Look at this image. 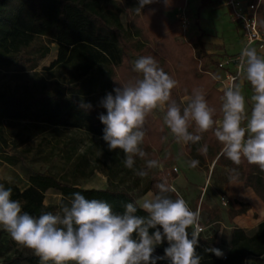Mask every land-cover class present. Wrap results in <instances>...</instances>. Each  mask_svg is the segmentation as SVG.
<instances>
[{
    "label": "trees",
    "instance_id": "16d2710c",
    "mask_svg": "<svg viewBox=\"0 0 264 264\" xmlns=\"http://www.w3.org/2000/svg\"><path fill=\"white\" fill-rule=\"evenodd\" d=\"M106 1L107 5L104 4ZM204 2L205 5L206 0ZM130 4L131 0H0V70L15 64L31 66L47 58L50 49L46 45L39 47L38 55L31 56L27 53L42 39L56 45L57 58L52 67L58 66L62 71L65 68L72 70L69 86L57 83L55 91L50 94L17 96L0 91V155L9 151L6 128V123L9 122L54 129H75L92 138L103 140L105 126L98 116L101 112L106 113V110L98 107L99 101L114 87L140 78L133 70L132 56H152L158 66L177 81L171 99L181 109L184 107L182 99L190 97L193 89L200 88L204 91L209 106L216 109L214 118L220 117L222 94L216 90L214 80L209 75L211 69L216 68L217 61L202 50L203 32L200 31L188 43H181L179 37L182 31L175 22L167 18L169 12L184 5V0H155L139 14L130 9ZM122 15L126 16V26L122 22ZM258 21L264 29V3L259 7ZM244 86L250 97V85L245 81ZM81 97L93 105V110L87 113L78 107ZM153 113L146 118L144 126L146 134L141 148L146 157H136L133 168L129 169L124 165V157L116 156L108 169V180L118 176L131 180L127 189H86L78 184L63 182L50 173L35 171H30L29 184L24 189L6 180H0V183L12 188L11 198L19 200L22 211L34 217L46 211L54 214L59 212L61 203H68L76 191L88 199L105 201L112 206L114 212L122 213L124 204L137 199L133 191L140 189L142 195L155 193L158 191L155 187L157 183L167 180L171 186V181L175 178L174 173L166 169L152 173L146 168V161L149 159L159 162L158 154L163 150L166 141L167 126L162 118L154 119ZM189 131L194 132V126ZM205 144L212 150V155L208 157L210 164L227 169L231 176H235L234 181L252 189L264 204V171L246 160H242L240 165L233 164L221 154L222 145L212 131L203 133L199 143L186 145L185 152L189 156L204 157L198 149ZM80 167H74V179L84 176ZM231 169L236 172L232 173ZM138 170L148 171V183L142 189V178L136 175ZM48 191L62 196L59 204H45ZM170 195L173 199L178 197L174 192ZM199 211L209 212V223H213L219 214L218 211L211 212L203 203L199 205ZM137 214L146 215L143 211H138ZM188 231L191 233L192 229L189 228ZM1 234L0 230V239ZM200 235L196 251L202 256L201 264H247L249 257H264V221L252 235L244 229L233 227L228 250L223 258L205 252L206 248L217 247L216 236ZM168 246L165 240L157 246L154 255L164 256V249ZM0 264L41 262L33 252L24 254L15 251ZM157 264L170 262L160 260Z\"/></svg>",
    "mask_w": 264,
    "mask_h": 264
},
{
    "label": "clouds",
    "instance_id": "9594fccd",
    "mask_svg": "<svg viewBox=\"0 0 264 264\" xmlns=\"http://www.w3.org/2000/svg\"><path fill=\"white\" fill-rule=\"evenodd\" d=\"M154 2L138 0L136 13ZM133 70L141 78L114 87L98 104L106 110L98 116L105 126L102 139L110 151H123L125 167L132 169L136 157H146L141 148L146 118L158 110L164 112V123L176 143L197 144L203 133L212 131L222 145L221 154L233 164L246 160L264 171V56L256 48L244 47L238 57L239 74L252 90L250 109L242 91L243 81L237 82V77H233L221 89L219 118H214L216 109L209 106L200 88L193 89L181 109L171 99L177 81L152 56L136 59ZM213 78L220 80L219 76ZM78 107L87 113L93 110L83 97ZM192 126L194 132L189 131ZM198 151L206 155L207 145ZM198 164V160L189 161L192 168ZM159 166L155 159L146 161L147 170ZM147 170H138L136 175L146 177ZM6 179L11 183V177ZM155 187L157 192L124 204L122 213L114 212L105 201L88 199L76 191L68 203H61L59 212L46 211L34 217L22 211L19 200L11 198L12 188L0 183V228L17 244L30 249L41 264H157L165 259L170 264H201L202 256L196 251L203 231L199 212L191 210L183 198L173 199L170 193L175 189L167 180ZM138 211L146 215H138ZM165 240L169 246L164 249V256H155L157 246ZM205 252L224 256L214 247Z\"/></svg>",
    "mask_w": 264,
    "mask_h": 264
},
{
    "label": "rangeland",
    "instance_id": "374dc122",
    "mask_svg": "<svg viewBox=\"0 0 264 264\" xmlns=\"http://www.w3.org/2000/svg\"><path fill=\"white\" fill-rule=\"evenodd\" d=\"M194 2L196 0H192L191 4ZM201 2L204 5V0ZM107 3V1L104 2L105 5ZM137 6L138 0H131L130 9L135 11ZM200 10H191L190 16L192 17L193 25L187 34V39L183 35L179 37L181 43H188L191 38L200 33L197 23L200 20L207 26V34L209 36L218 37L226 45L241 40L242 32L240 26L231 19L227 9L222 4L219 3L218 6H209ZM175 11L169 12L167 18L177 24ZM122 22L125 26L127 25L125 15H122ZM42 45H46L50 49V54L47 58L31 66L15 64L8 69L0 70V91H6L17 96H38L40 94L53 93L57 87V83L62 86H69L72 70L65 68L62 71L58 66L52 67V63L57 58L55 44H50L47 39H42L33 45L27 53H30L31 56L38 55L39 47ZM138 58V56H132V63ZM211 70L215 74L213 76H219L218 72L220 71L216 68H212ZM210 76L212 77V75ZM212 79L214 80L213 77ZM214 84L216 90L223 96V93L219 89V84L215 80ZM245 97L250 109V97L248 95H245ZM183 103L182 99V105ZM153 117L154 119L155 117L162 118L164 121V114L161 111L154 112ZM6 128L9 151L6 154L0 155V180L8 181L6 178L11 177L12 184L24 189L29 184L30 171H35L39 173H50L63 182L78 184L86 188L100 189L105 187H119L121 189H127L131 185V180L124 179L122 176L110 180L107 179L106 176L109 167L112 165L111 161L113 157L123 156L125 159V154L120 149L110 151L104 140L92 138L90 135L75 129H54L47 126H34L21 122L6 123ZM185 147L186 145L184 146L182 143H176L167 127L164 148L158 154L160 166L150 171L156 173L166 169L170 173H174L175 178L171 181V186L175 189L174 193L183 198L191 210L199 212V224L204 228L202 234L204 236H216L218 241L216 248L225 254L229 244L230 224L233 215L230 210L223 208L220 204V197L223 196L221 188H215L212 191L211 188L207 187L206 190L208 193L205 196L202 191V188H205V182L211 175V170V179L214 176V164H210L208 161V157L212 155V150L208 149L204 157L200 155L189 156L185 152ZM193 159L199 161L198 166L195 168L189 166V161ZM76 165L81 166L80 171L84 174V176L80 175L78 179L73 178V169ZM174 169H177V171ZM91 172L92 174H90ZM178 178L186 186L184 191L179 190L176 186V179ZM147 183L146 177H143L140 188L146 187ZM211 191L212 195H209ZM133 192L136 194L137 199L144 196L140 194V189ZM211 197L213 200V209L210 211H218L219 213L215 218V221L219 223L215 225H211L207 221L208 211H199V205L201 203L206 205ZM45 199L46 205H51L56 204L61 197L54 191H48ZM249 214L247 209L244 210V215L249 216ZM253 223L254 226L251 230L247 231L250 235L256 230V222ZM0 230L2 231L0 239V262L3 259L10 258L15 251H21L24 254L32 253L30 249L13 241L10 235L2 228ZM247 264H264V257H249Z\"/></svg>",
    "mask_w": 264,
    "mask_h": 264
},
{
    "label": "crops",
    "instance_id": "0c3cea01",
    "mask_svg": "<svg viewBox=\"0 0 264 264\" xmlns=\"http://www.w3.org/2000/svg\"><path fill=\"white\" fill-rule=\"evenodd\" d=\"M202 0H196L193 4H191V10L195 9H204L205 7H214L218 6V4H222V0H206V5H203ZM201 11V10H200ZM198 23V29L199 32H203V37H202V50L204 53L207 55L212 56L215 61H219L223 57L227 56H234L237 54H240L242 49L245 46L244 38L243 35L241 34V40L237 42H232L230 44H225L221 39L218 37H212L207 34V26L205 25L204 22L197 21ZM198 32V33H199ZM242 32V31H241ZM199 35V34H198ZM218 72V71H216ZM218 75L222 76V72H218ZM243 91V89H242ZM188 100V97L183 99V106H186V102ZM185 146V145H184ZM214 171H213V178L211 179L212 175V170H211V175L209 179L205 182V188H202V191L205 190L204 196L208 193L207 192V187L211 188L212 191L215 190V188H221V193L223 196L227 197V199L230 202V206L227 210H230V212L233 215L231 224H230V230L233 227H238L241 229H244L245 231L251 230V228L254 226L253 222H256V230H258V226L260 223L264 221V204L263 202L255 195L252 189L246 188L243 184L238 183L234 181L233 179H230V173L227 169L221 168V167H216L214 166ZM230 175V176H229ZM223 176V177H222ZM212 181V183H211ZM176 186L179 190H185L186 186L181 181L179 178L176 179ZM86 188V187H84ZM106 188V187H105ZM105 188H100V189H105ZM86 189H96V188H86ZM212 191L211 194L212 195ZM61 199L62 196L60 195ZM61 199L56 202V204L52 205H57L60 203ZM46 200V199H45ZM46 204V203H45ZM213 200L212 197L209 198L208 203H206V207H208L209 210L213 209ZM244 207V208H243ZM248 211L249 216L244 215V210ZM218 221H214L211 223V225L218 224ZM218 245V244H217ZM228 250V248H227ZM227 251H225L226 253ZM167 260V259H165Z\"/></svg>",
    "mask_w": 264,
    "mask_h": 264
},
{
    "label": "built area",
    "instance_id": "2783aa9c",
    "mask_svg": "<svg viewBox=\"0 0 264 264\" xmlns=\"http://www.w3.org/2000/svg\"><path fill=\"white\" fill-rule=\"evenodd\" d=\"M191 3L192 0H184V5L175 11V20L185 39H187V34L193 25L192 17L190 16ZM222 3L231 19L241 28L245 42L244 47H254L260 55L264 56V29L260 27L258 21V10L261 3H264V0H258L257 2L254 0H222ZM239 55L227 56L220 59L216 69L222 72L223 75L220 77V80H214L219 84V89L222 92L223 86L231 82L233 77H237V82L243 81L242 89L247 96L249 93L245 90V81L238 70ZM209 75L215 77L213 76L215 75L213 72H209ZM174 170L177 171V169ZM204 192L205 190H203ZM220 204L225 209H228L230 206V202L225 196L220 197ZM200 227L204 231V228Z\"/></svg>",
    "mask_w": 264,
    "mask_h": 264
}]
</instances>
